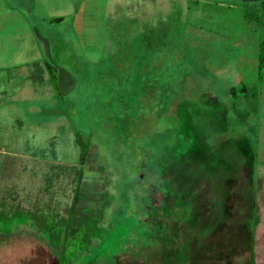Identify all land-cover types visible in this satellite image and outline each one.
Here are the masks:
<instances>
[{"label":"rangeland","instance_id":"1","mask_svg":"<svg viewBox=\"0 0 264 264\" xmlns=\"http://www.w3.org/2000/svg\"><path fill=\"white\" fill-rule=\"evenodd\" d=\"M259 1L0 0V205L67 215L74 175L55 167L79 164L74 124L91 137L81 186L112 201L73 264H249L253 207L264 264V86L240 5ZM159 24L164 59L128 60ZM0 264L57 252L16 226Z\"/></svg>","mask_w":264,"mask_h":264},{"label":"trees","instance_id":"2","mask_svg":"<svg viewBox=\"0 0 264 264\" xmlns=\"http://www.w3.org/2000/svg\"><path fill=\"white\" fill-rule=\"evenodd\" d=\"M241 13L245 22L250 25V32L257 34L255 46L257 48L255 79L259 86H264V0L259 2L240 3ZM55 20H61L56 18ZM133 43L137 51L135 60L142 65L143 62L152 58L158 61L163 58V49L169 42L168 28L163 24L150 26L139 32L138 35L128 43ZM174 44V43H171ZM176 44V42H175ZM164 59V58H163ZM46 71L50 83L53 85L58 98L61 92L57 84V68L46 63ZM55 114V113H54ZM74 140L80 150L78 166L55 168L59 173L74 175L73 202L66 216H59L52 211L49 205L41 206L34 204L31 207H23L20 204L0 205V234H10L16 226H28L40 234L49 247L57 252V264H73L80 256L85 254L94 239L101 238L105 230L102 220L105 210L112 201V195L104 187L100 196L96 192L89 194L81 186L84 167L89 162L91 137L84 136L83 132L73 124ZM103 171V168H100ZM259 222V216L253 207L252 218L247 222L250 232V255L249 264H254V235Z\"/></svg>","mask_w":264,"mask_h":264}]
</instances>
